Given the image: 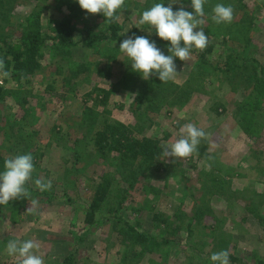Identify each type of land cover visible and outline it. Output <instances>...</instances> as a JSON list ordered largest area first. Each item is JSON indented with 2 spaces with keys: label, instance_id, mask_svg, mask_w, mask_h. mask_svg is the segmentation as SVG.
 <instances>
[{
  "label": "rangeland",
  "instance_id": "1",
  "mask_svg": "<svg viewBox=\"0 0 264 264\" xmlns=\"http://www.w3.org/2000/svg\"><path fill=\"white\" fill-rule=\"evenodd\" d=\"M156 3L193 11L191 0H125L123 40L132 28L152 37L155 29L138 19ZM217 3L232 6L231 23L212 21ZM40 10L42 32L54 35L67 15L58 0H0V36H18ZM204 11L199 27L207 46L193 48L186 62L176 58L178 73L167 83L133 71L119 41L64 51L48 42L30 84L0 78V157L31 153L34 164L25 210L12 214V201L0 205V264H16L6 252L12 239L39 242L34 251L44 264H212L211 254L221 250L230 264L264 262V109L254 114L257 130L246 133L235 113L252 87L244 90V71L231 76L233 85L221 72L231 55L264 81V0H206ZM75 23L92 33L103 26L96 14ZM100 89L110 92L104 103ZM105 122L156 140L154 162L126 165L111 151L101 157L94 137ZM186 123L208 133L198 154L163 158L161 146ZM102 175L109 193L89 226L84 216ZM40 177L51 180L50 191L35 187ZM31 199L38 205L28 213ZM139 234L156 245H140Z\"/></svg>",
  "mask_w": 264,
  "mask_h": 264
},
{
  "label": "clouds",
  "instance_id": "2",
  "mask_svg": "<svg viewBox=\"0 0 264 264\" xmlns=\"http://www.w3.org/2000/svg\"><path fill=\"white\" fill-rule=\"evenodd\" d=\"M80 8L89 14H103L109 21L119 19L117 10L121 9L125 0H77ZM206 0H191L189 12L181 6L173 11L172 4L167 7L156 3L144 10L139 16V25H149L155 29L156 35L163 41L169 42L165 55L155 44L145 36H132L122 40L119 50L131 61V69L141 75L145 80L156 76L161 83L173 80L177 75L175 59L186 62L191 58L193 48L203 50L208 44V36L199 26L204 23V5ZM234 18V9L231 5L217 3L212 8L211 19L216 24L231 23ZM199 29V30H196ZM10 72L5 70L3 60H0V78H8ZM208 133L195 124L186 123L179 128L178 138L171 144L161 146L160 155L163 158H188L194 153L198 154V146ZM34 172L33 156L31 153L9 156L4 160V171L0 172V205L19 198H29L30 192L25 185L32 179ZM35 187L41 192L50 191L51 180L43 177L34 180ZM38 205L36 199H31V207L26 212H35ZM40 244L32 239L9 240L6 252L16 258V264H44L43 258L35 254ZM212 264H230L229 252L221 250L210 256Z\"/></svg>",
  "mask_w": 264,
  "mask_h": 264
},
{
  "label": "trees",
  "instance_id": "3",
  "mask_svg": "<svg viewBox=\"0 0 264 264\" xmlns=\"http://www.w3.org/2000/svg\"><path fill=\"white\" fill-rule=\"evenodd\" d=\"M60 7L65 8L67 15H65L62 20L54 27L51 33L44 34L42 32L41 25V10L34 11L31 13L25 21V24L21 26L18 36L3 35L0 36V60H3L5 65V70L10 72L9 77L14 82V85H28L31 83L32 78L41 69V60L44 58V49L48 42L56 50L62 49V51L69 49L70 47L77 45L78 43H83L88 47H92L94 43L103 42H114L123 40V22L119 19L109 22L103 14L98 15L103 26L99 28L98 32L92 33L85 26H77L75 23L76 19L83 17L85 15H90L85 10H82L77 3V0H58ZM121 8L117 10L116 15L125 12L126 9ZM120 18V17H119ZM135 34V36H140L132 28L129 33L130 36ZM79 36V37H77ZM150 41L155 42L156 46H164L166 49L169 47V42L161 40L152 31V37L149 38ZM50 45V46H51ZM208 51L210 50L207 49ZM204 53L198 55L199 61L203 62ZM201 64V63H200ZM201 66V65H200ZM224 69L221 70L222 73L228 74V79L232 82L237 71H244V77L239 80H243L244 90L250 89L246 98L243 99L242 103L237 107L236 116L244 122V131L249 134V129L255 128L256 119H254V114L264 103V81L262 79V73L259 72L249 74L248 69L237 63L236 59L231 55L224 60ZM259 66V65H258ZM254 69V68H253ZM261 69V67H260ZM227 75V74H226ZM260 76V77H259ZM232 85L234 82L231 83ZM237 83H235L236 85ZM239 86V84H238ZM236 87V86H235ZM246 88V89H245ZM232 90L234 88H231ZM1 91V89H0ZM101 95L102 102L108 98L110 92L106 90H98ZM259 125V124H258ZM260 127V125H259ZM262 127V126H261ZM257 130V129H256ZM133 132L121 124H109L105 122L101 130L96 132L94 137V146L97 153L100 156H104L107 151L115 152L120 155L119 160L126 165H135L136 163H147L151 165L155 159L154 150L156 145V140H151L147 138H135L132 134ZM3 160L0 157V172L3 171ZM110 179L107 175L101 176V182L96 186L94 194L90 203L88 204L84 223L86 225L92 226L94 224L95 215L101 210V205L109 193L110 189ZM26 198H19L12 200V214L17 212H23L26 207ZM128 232L135 233L134 227H128ZM264 234V228H262ZM140 245H146L148 243L150 246L156 245L150 242V238H145L142 234L136 236ZM257 264H264L260 261Z\"/></svg>",
  "mask_w": 264,
  "mask_h": 264
}]
</instances>
